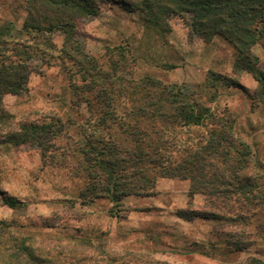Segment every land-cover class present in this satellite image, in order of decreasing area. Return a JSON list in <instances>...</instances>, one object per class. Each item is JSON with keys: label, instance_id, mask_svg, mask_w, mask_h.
Segmentation results:
<instances>
[{"label": "trees", "instance_id": "obj_1", "mask_svg": "<svg viewBox=\"0 0 264 264\" xmlns=\"http://www.w3.org/2000/svg\"><path fill=\"white\" fill-rule=\"evenodd\" d=\"M119 1L127 11L138 13L146 25L162 28L170 18L179 17L205 43L215 37L225 40L235 52L234 72L250 74L258 83L250 99L252 108L264 105V70L254 53L264 40V0ZM25 8L27 15L22 28L13 23L0 28V143L20 146L34 141L44 154L64 135L61 121L21 124L13 130L14 115L3 105L6 95L19 97L28 91L38 62L46 65L53 53H58L63 65L68 62L76 69L74 75L80 74L83 83L90 79L89 85L79 87L74 76H70L73 91L99 88L96 96L105 112L98 124L113 123L134 143L131 148L105 143L94 128L88 138L94 135L96 140L83 143L84 149L80 151L83 163L79 161L76 165L87 179L83 195L92 193V199L107 198L119 204L128 196H155L159 178L188 180V204L177 211L178 216L188 221L197 217L213 221L214 230L227 237L229 246L236 251L248 248L252 243L247 229L250 219L264 211V189L258 188L252 174L242 175L250 167L251 150L237 140L231 120L218 119L209 108H198L195 101H181L174 88L163 87L157 81L127 80L117 72L116 64L111 71L103 69L74 39L79 19L99 15L94 0H27ZM58 31L65 35L59 50L50 39ZM69 71L73 73L72 69ZM231 86L247 91L236 82ZM168 92L170 103L165 101ZM91 119H87L86 127L97 125ZM174 123L185 130L191 126L205 130L196 137L175 130ZM76 152L79 150L73 149L72 156ZM197 194L206 198V209L194 207ZM3 202L14 212L22 207V202L13 197L7 196ZM68 244L46 232L27 231L15 219L0 221V264L97 263L94 258L83 256V246V251L88 252L86 241L72 240ZM138 258L145 255L138 254ZM109 264L114 261L111 259ZM245 264L264 262L252 258Z\"/></svg>", "mask_w": 264, "mask_h": 264}, {"label": "rangeland", "instance_id": "obj_2", "mask_svg": "<svg viewBox=\"0 0 264 264\" xmlns=\"http://www.w3.org/2000/svg\"><path fill=\"white\" fill-rule=\"evenodd\" d=\"M94 1L99 15L83 20L78 18L74 39L81 48L97 59L105 70H113L112 65L116 64L117 72L127 80L157 81L163 87L174 88L181 101H195L198 108H209L218 119L229 118L237 140L247 144L251 150L250 167L242 175L252 174L258 188L263 190L264 105L252 108L250 99L254 90L247 87L252 77L234 72L233 48L219 37L205 43L192 32L189 23L179 17H172L166 26L156 28L146 25L138 13L127 11L119 0ZM26 2L0 0V28L9 23L22 28L27 15ZM64 38V33L59 31L50 35L58 50L62 48ZM254 53L260 58V67L264 70V40L255 47ZM53 54L46 65L42 61L37 63L28 91L19 97L7 95L3 105L14 115L13 130L21 124L42 125L61 121L64 135L55 141L53 149L47 148L44 154L34 141L20 146L0 143V221L15 219L27 231L46 232L62 239L66 245L72 240L86 241L88 252L83 251L85 246L81 252L83 256L94 258L96 264H109L111 259L114 264H168L161 261L156 249H149L143 253L145 258L139 259V252L117 244L114 233L121 236L128 233V228L118 222L125 219L131 210L137 209L132 203L135 196L114 204L107 198L92 199V193L83 195L86 194L87 179L85 172L78 170L76 165L79 161L83 163L80 155L83 143L96 140L94 135L88 138L94 128L105 143L114 142L121 148L132 147L134 143L126 132L112 126L113 123L98 124V119L105 112L96 96L99 88L93 86L91 90L86 87L85 91H73L70 76H74L73 80L79 87L89 85L90 79L83 83L80 74L74 75L76 69L71 68L68 62L63 65L58 53ZM204 54L209 55L208 61L206 58L203 60ZM235 82L243 88L246 86L247 91L231 86ZM170 95L168 92L165 97L169 103ZM249 102L251 108L248 107ZM169 108L175 113L172 107ZM194 112L199 114L196 110ZM90 118L91 123L94 121L97 125L88 124L86 127ZM173 126L175 130L190 132L196 137L205 130L192 126L185 130L179 123ZM73 149L79 150L75 156H72ZM159 194L155 192V199ZM7 196L22 202L21 209L14 212L5 205L3 198ZM161 196L167 203L166 195ZM149 198L153 197L143 198L141 209L149 210L157 204ZM202 198L203 205L197 207L194 203L195 208H207V200L204 196ZM195 219L208 221V225L203 224V228L199 227L200 233L194 232L189 237L182 234L174 236V241L180 246L178 249L184 253L194 252L209 258L213 264H245L252 258L264 262V211L250 219L247 231L252 244L241 251L228 245L227 237L214 230L213 221L200 217ZM179 224L184 227L186 223L178 221L176 227ZM146 230L151 238L168 234L161 228L159 231ZM183 264L195 263L187 261Z\"/></svg>", "mask_w": 264, "mask_h": 264}, {"label": "crops", "instance_id": "obj_3", "mask_svg": "<svg viewBox=\"0 0 264 264\" xmlns=\"http://www.w3.org/2000/svg\"><path fill=\"white\" fill-rule=\"evenodd\" d=\"M205 58L206 61H208L209 55L204 54L203 60H205ZM249 81L250 83L247 87L249 90L255 91L258 87V83L253 77ZM6 96L4 97V100L6 99ZM248 107L251 108L250 102ZM189 185L190 184L187 180L179 181L167 178L159 179L157 182V191L158 194L159 191H161V193L157 199H155V196H152L153 198H149L153 199V201L157 203L153 206V208H149V210L141 209V204L144 200L143 198L136 197V200L132 203L135 204L133 206H136L137 209L130 211L125 219L118 222L123 225V227L128 228L126 229L128 233L125 236L114 233V236L118 239L117 244L120 246H126L127 248H130L131 251L139 252V254L147 253L151 248L156 249L157 254L161 256V261L168 264H183L187 261H191L195 264H213V261L209 258L195 254L194 252L189 251L184 253L182 249H178L180 246H178L174 241V236L176 235L182 234L184 236L188 235L189 237L194 232L198 233L200 230L199 227L202 226L201 228H203V224L206 226L208 225V221L203 222V220L200 219H194L186 222L177 215L178 210L187 207L189 200ZM161 195H166L168 199L167 203L161 199ZM200 196L202 195L197 194L194 196L195 199L193 202L197 207L202 206L204 203L202 198L203 196ZM129 205H131V202ZM178 221L186 223L184 224L185 226L183 227L179 224V226L176 227ZM160 228L168 234L159 235L160 237L155 235L154 238L148 237L149 232H147L146 229L159 231L158 229Z\"/></svg>", "mask_w": 264, "mask_h": 264}]
</instances>
